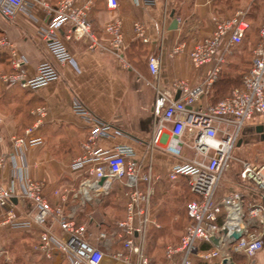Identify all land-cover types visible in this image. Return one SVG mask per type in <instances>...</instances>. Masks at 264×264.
<instances>
[{
  "label": "built area",
  "instance_id": "obj_1",
  "mask_svg": "<svg viewBox=\"0 0 264 264\" xmlns=\"http://www.w3.org/2000/svg\"><path fill=\"white\" fill-rule=\"evenodd\" d=\"M127 0H106L110 9H117ZM136 3L154 4L156 0H134ZM264 0H250L238 7L231 15L213 13L210 17L213 29L210 34L193 43L180 41L174 44L170 54L186 52L194 69L206 68L203 81L191 86L184 79H177L174 87L180 91V98L169 99L161 117L155 123L149 147H161L164 129L170 124V139L162 147L180 157L166 173H155L152 163L143 164L128 145L111 149L98 146V140L108 138L113 124L93 116L88 108L76 100L73 110L90 124V132L83 142L84 153L72 159L69 168L80 172L77 186L61 185L53 190L57 200L47 195L43 181L22 176V167L17 156L31 146L41 144L38 127L48 115L45 106L32 110L35 122L22 135L12 136L13 153L0 154V172L9 158L14 163L13 178L23 198L31 200L33 211L27 216L18 214L13 206L11 194L2 184L0 176V228L10 230H33L30 250L47 261L61 264H158L146 250V237L150 227H159L152 206V197L157 182H176L187 178L191 191L197 196L187 203L190 217L177 244L165 247V261L161 264H198L205 261L221 264L226 258L245 256V263L264 248V162L240 160L238 178L251 184L257 191V198L246 203L245 193L237 190L217 195L219 183L229 168L232 151L243 129L245 121L256 114H264V6L258 31V41L253 48L251 67L242 77L240 86L234 87L223 98L213 103L200 105L199 99L208 94L224 65L242 44L249 28L248 12L251 3ZM35 2L51 9L43 0H0V19H14L19 13L34 17L31 7ZM64 23L70 24L65 38L58 29ZM45 44L58 63L72 60L65 39L72 36L92 39L91 47L98 41L90 30L88 6L78 5L75 0H58L54 13L45 26L41 27ZM105 30L110 34V48L123 59L124 32L120 18L109 21ZM134 31L137 37L148 42L144 25L136 21ZM12 47L7 36L0 37V47ZM12 69L0 75L5 83H17L23 88L37 89L59 78V70L51 61H42L33 77H26L23 59L13 50ZM149 66L157 77L159 58L152 55ZM1 122V118H0ZM192 150L190 157H184L183 148ZM118 183L125 202V214L116 220L111 232L101 229V222L93 216L81 222L76 216L75 204L84 207L96 197L111 191ZM72 198V207L69 202ZM58 224L61 234L53 229ZM240 231L239 238L232 236ZM211 237L218 238L215 245ZM120 242L122 249L110 252L113 244ZM210 243L203 248L202 243ZM0 255L11 260L10 254L0 247Z\"/></svg>",
  "mask_w": 264,
  "mask_h": 264
},
{
  "label": "crops",
  "instance_id": "obj_2",
  "mask_svg": "<svg viewBox=\"0 0 264 264\" xmlns=\"http://www.w3.org/2000/svg\"><path fill=\"white\" fill-rule=\"evenodd\" d=\"M43 1L52 8L35 2L31 7L34 17L19 13L12 20L0 19V37L7 36L12 43V47H0V75L12 69L14 50L24 61L26 77L36 75L37 66L46 60L57 66L60 76L35 90L23 88L14 82L5 83L0 78V154L10 156L13 153L12 136L22 135L35 122L36 116L32 110L45 106L48 115L38 127L43 142L21 151L17 156V164L22 167L23 177L43 181L47 195L56 201L57 197L53 193L56 187L77 186L81 178L80 172L69 168L72 159L84 153L83 142L90 132L89 122L73 110V104L78 100L93 116L113 124L111 135L98 140V146L111 149L118 145H128L143 164L152 163L155 173L169 171L181 158L162 148L170 139L168 123L160 140L161 147H149L155 123L161 117L166 102L175 99L178 90L174 82L184 79L191 86H196L203 81L206 71L204 67L194 69L186 52L171 55L170 50L177 42L187 41L191 44L210 34L213 29L210 17L213 13L219 14L220 10L228 13L233 9L234 13L240 6L236 7L235 2L226 5V0H156L151 5L127 0L117 9H110L106 0H75L78 5L88 6L90 30L98 45L91 47L93 38L89 36L67 38L65 42L72 53V60L58 63L49 52L40 30L54 13L58 0ZM114 18H120L123 24V59H119L110 48L111 36L105 30L107 23ZM175 19L176 24L173 23ZM136 21L144 25L148 42L136 36ZM70 27L69 23L62 24L58 29L60 36L65 38ZM239 49H242L241 45L237 51ZM237 51L231 59L236 57ZM152 55L159 58L157 77L149 66ZM214 88L211 87L209 93L199 99L200 105L217 100ZM250 127L257 132L256 125ZM183 154L184 157H190L192 150L184 147ZM13 171L14 163L9 158L0 176L4 188L11 194L14 208L24 217L32 213L33 203L21 196L20 189L15 185ZM181 179L184 177L178 181ZM161 184V181L157 182L155 189ZM119 189L118 183H114L108 194L96 197L84 207L78 206V201L74 202L78 219L87 222L91 215L102 223V230L111 232L114 222L125 214V202ZM237 190L245 193L246 203L255 200L258 195L251 184L241 182L236 175L226 188H218L217 195ZM176 196L174 194L162 202L159 208L156 205L153 207L160 225L158 212L162 205L185 210L183 202L178 203L174 199ZM68 206L72 207V198ZM2 211L0 208V213ZM178 217L181 218L180 213H176L173 219ZM53 229L57 234L62 232L57 223L53 224ZM33 233V230L13 231L1 227L0 244L2 241L5 246L0 247L10 254L11 260L0 255V264H14L17 253L30 259L28 264H47L39 261L42 258L35 253H30V245L24 242L13 244V241L24 240L28 236L33 241ZM120 249L121 243L117 242L112 245L110 252ZM150 256L158 264L166 259L165 251L161 260ZM48 262L61 264L57 261ZM103 264L111 263L106 261Z\"/></svg>",
  "mask_w": 264,
  "mask_h": 264
},
{
  "label": "rangeland",
  "instance_id": "obj_3",
  "mask_svg": "<svg viewBox=\"0 0 264 264\" xmlns=\"http://www.w3.org/2000/svg\"><path fill=\"white\" fill-rule=\"evenodd\" d=\"M247 2H249V0H237L236 7L244 6ZM263 6L264 2L259 3L258 11L253 13V19L251 20L252 22L247 38L245 39L244 44L241 47L242 49H239L237 51V53H239V55H243V58L245 59H250L251 57V49L253 48L254 41L256 39L258 25L262 16ZM242 62L243 64H241ZM244 66L245 65L243 60L240 62L241 70H235L233 72L234 75H241L242 70L245 69L243 68ZM262 121L264 122V114H256L251 120L245 121L240 136L234 145L232 151V158L230 159L229 163V168L224 172L222 179L219 183V187L222 186L226 188L229 185L230 181L233 179V177L235 175L238 176L240 160H247L251 162H264V138L261 136V134L251 130L252 127H250L251 125L258 126ZM161 182L162 184L156 187L153 196V204L155 203L156 199L158 201L156 205L157 208L160 207V204L162 202L168 200L170 197H173L174 194L177 195L176 192L182 191V189L183 191L186 190V193H188L187 197L185 198V201H183L184 206L186 205L187 200L192 198V195L190 193L191 189L187 179H181L178 182H168L166 180H162ZM174 221H176L177 226L180 223L179 229L170 227L166 231H163V233L155 236L152 232L153 229L148 230L145 246L149 255L151 254L158 260H160L163 258L165 247L168 244H174L179 240L184 229V225L186 223V217H178ZM23 239L24 240H16L15 243L20 244L21 242H24L25 244L30 245L32 242V239L29 236L26 237V239L25 237ZM0 245L5 246V243L1 241ZM250 264H264V248L259 250L256 255L251 258Z\"/></svg>",
  "mask_w": 264,
  "mask_h": 264
},
{
  "label": "trees",
  "instance_id": "obj_4",
  "mask_svg": "<svg viewBox=\"0 0 264 264\" xmlns=\"http://www.w3.org/2000/svg\"><path fill=\"white\" fill-rule=\"evenodd\" d=\"M233 2L237 3V0H226L225 1L226 5L228 3H233ZM258 9H259V3L253 1L251 3V5H250L249 12H248L249 28H248L247 33H246V36H245V38H244V40H243V42L241 44V47L243 46L244 41L247 38L248 32L250 30V26H251V22H252L251 20L253 19V13L254 12H257ZM233 11H234V9H233ZM233 11L227 13V12H225L223 10H220L218 12L221 15L227 16V15L233 14ZM262 16H263V12H262ZM262 16H261V20H260L259 25H258L257 35H256V39L254 41L253 48L255 47V45H256V43L258 41V31H259V26H260L261 21H262ZM253 48L251 49L252 51H251V57H250V59L243 58V55H239V53L235 55L236 57L234 59L233 58L232 59L231 58L228 59V61L224 65L221 73L219 74L218 79L216 80V82L212 86V87H215L214 88L215 89L214 90V93H215L214 95H216L217 100L223 98L226 94H228L231 91L232 88L241 85V83H242V77L244 76L245 73L248 72V70L251 67V60H252ZM236 51H237V49L235 50V52ZM243 60H244V65H245L243 68H245V69L242 70L241 75H239L240 77L238 75H234L233 72L235 70H241V68H240V62L243 61ZM241 64H243V62ZM237 76H238V78H237ZM217 100H215L213 102H216ZM190 193L192 195V198L188 199L187 202L188 201H191L192 199L197 198V196L195 194H193L192 191ZM187 195H188V193H186V190L183 191V189H182V191H180V192L177 193V196L174 197V199L176 200V202L180 203V202L185 201V198L187 197ZM153 200L154 199L152 197V206L154 207L155 205H157V202L158 201L156 199L155 203L153 204ZM187 202H186V204H187ZM176 213H180V216L181 217H186V223L184 225V228H185L186 224L190 220V217H189L188 212H187V206L185 205V210H184L182 208L179 209L178 207H175V206H173V207H167L166 205H162L161 208H160V212H158V219L161 222L160 227L152 226V227L149 228V229H153L152 230L153 235L154 236L155 235H159V234L163 233V231H166L167 229H169L170 227H174L175 229H179L180 223L177 226L176 225L177 224L176 221H174V219H173V216ZM183 231H184V229H183ZM15 241H13V244H18V243H15ZM179 241H180V238L174 244L179 243ZM210 246L211 245L208 242H203L202 243V247L203 248H208ZM30 253L31 254H34L33 252H30ZM235 260H236V263L237 264H244L245 263V256H243V255H236L235 256ZM39 261L44 262V263H47V264H50V262H48L47 260H45L43 258L42 259H39ZM29 262H30V259L26 258L25 256L20 255V253H17V255L15 257L14 264H28ZM1 264H6V263H1ZM198 264H213V263H209V262H205V261H199Z\"/></svg>",
  "mask_w": 264,
  "mask_h": 264
},
{
  "label": "water",
  "instance_id": "obj_5",
  "mask_svg": "<svg viewBox=\"0 0 264 264\" xmlns=\"http://www.w3.org/2000/svg\"><path fill=\"white\" fill-rule=\"evenodd\" d=\"M176 22H177V20L175 19L173 23L176 24ZM179 95H180V91L177 92V94H176V96H175V99H178ZM256 131H257L258 133H260L261 136L264 138V124H260V125H258V126L256 127ZM240 235H241V232H240V231H234V232L232 233V236L235 237V238H239ZM211 240L213 241V243H214L215 245H218V238H217V237H211ZM221 264H235V263H234V261H233L232 259H230V260L228 261L226 258H224V259L222 260Z\"/></svg>",
  "mask_w": 264,
  "mask_h": 264
}]
</instances>
